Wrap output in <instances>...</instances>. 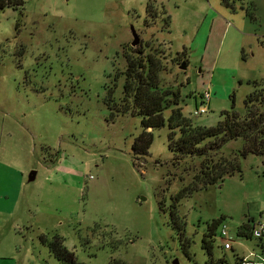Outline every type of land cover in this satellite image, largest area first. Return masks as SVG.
I'll return each instance as SVG.
<instances>
[{"label":"rangeland","instance_id":"374dc122","mask_svg":"<svg viewBox=\"0 0 264 264\" xmlns=\"http://www.w3.org/2000/svg\"><path fill=\"white\" fill-rule=\"evenodd\" d=\"M146 1L22 0L0 9V264H61L48 248L54 237L83 264H237L264 248L238 233L264 221V156L237 157L238 138L204 158H175L166 122L138 155L139 116L111 107L122 97L133 29L141 45L164 52L162 84L178 89L193 125H216L232 102L243 114L247 81L264 79V0H150L155 17ZM204 92L206 111L193 115ZM234 158L240 172L193 187L203 159ZM218 218L208 255L201 237Z\"/></svg>","mask_w":264,"mask_h":264},{"label":"trees","instance_id":"16d2710c","mask_svg":"<svg viewBox=\"0 0 264 264\" xmlns=\"http://www.w3.org/2000/svg\"><path fill=\"white\" fill-rule=\"evenodd\" d=\"M230 7L229 0H221ZM22 0H0V9L4 6H17ZM145 10L147 15L155 17L158 10L150 0L146 1ZM164 15L163 22L167 27L169 16L164 10H159ZM250 18H253L246 12ZM125 68L123 70L124 81L122 84V97L120 103H113L112 108L120 112H130L140 118L141 132L134 138L133 151L138 155L148 153L152 141V129L161 127L167 123V146L179 157H205L206 154L220 150L227 142L235 139L242 141L237 150V157H245L247 154L264 156V79L247 81L252 90L247 93L243 100L244 113L240 114L233 108L221 112V119L214 126L193 125L190 118L183 115L178 106V89L164 86L161 73L166 69L165 55L162 50L152 48L148 44L126 47L123 51ZM180 57L179 65L185 61V51L176 54ZM171 111L165 120L162 112L168 107ZM238 159H220L200 162L197 173L192 177L193 187H205L217 183L226 174L235 171L240 172ZM171 221L184 254L188 255L187 244L184 243V228L181 220L172 212ZM220 218L212 219L207 223L206 232L201 237V247L208 255L212 253V244L215 237V228L220 223ZM252 224L242 223L238 233L251 236ZM49 251L61 264H83L76 260L74 253L62 245L59 237H54L48 243ZM231 248V247H230ZM241 258L236 259L237 264ZM218 261L222 262L223 259ZM108 264H126L122 261L111 259Z\"/></svg>","mask_w":264,"mask_h":264},{"label":"built area","instance_id":"2783aa9c","mask_svg":"<svg viewBox=\"0 0 264 264\" xmlns=\"http://www.w3.org/2000/svg\"><path fill=\"white\" fill-rule=\"evenodd\" d=\"M209 97H210L209 92H204L201 94L202 105L196 107L193 110L192 112L193 115H198L206 111ZM250 232L253 238L259 241L264 240V221H258L256 223H253ZM218 236L220 238L222 248L228 249L231 247V237L229 236L226 225L224 223L220 225ZM239 264H264V256L255 254V259L252 260L242 257L241 260L239 261Z\"/></svg>","mask_w":264,"mask_h":264},{"label":"water","instance_id":"95a60500","mask_svg":"<svg viewBox=\"0 0 264 264\" xmlns=\"http://www.w3.org/2000/svg\"><path fill=\"white\" fill-rule=\"evenodd\" d=\"M137 44H139V36L138 34L135 32V30L132 29V40L130 42V45L131 46H136ZM185 67V62L182 61L181 64L179 65V68L180 69H183ZM34 176H35V171H30L28 173V176H27V180L30 181V180H33L34 179ZM172 264H177V260L174 259L172 261Z\"/></svg>","mask_w":264,"mask_h":264},{"label":"crops","instance_id":"0c3cea01","mask_svg":"<svg viewBox=\"0 0 264 264\" xmlns=\"http://www.w3.org/2000/svg\"><path fill=\"white\" fill-rule=\"evenodd\" d=\"M261 249H260V253H258L261 256H264V248H263V244L260 245Z\"/></svg>","mask_w":264,"mask_h":264}]
</instances>
